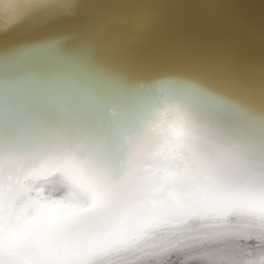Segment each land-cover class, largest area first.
Wrapping results in <instances>:
<instances>
[{
    "label": "bare ground",
    "instance_id": "obj_1",
    "mask_svg": "<svg viewBox=\"0 0 264 264\" xmlns=\"http://www.w3.org/2000/svg\"><path fill=\"white\" fill-rule=\"evenodd\" d=\"M98 1L109 10L127 0H0V121L10 118L17 128L11 145L0 140V154L15 151L0 156V264L5 257L11 264L106 259L109 230L120 225L79 215L90 203L88 186L107 187L98 153L123 159L166 109L188 115L194 140L264 171V0H140L88 17ZM146 71L156 77L149 84ZM39 117L72 142L24 149ZM254 178L225 179L245 186ZM255 207L216 199L206 213L165 216L148 233L180 245L215 233L225 238L211 246L225 248L241 224L237 210ZM169 258L209 264L194 255Z\"/></svg>",
    "mask_w": 264,
    "mask_h": 264
},
{
    "label": "snow or ice",
    "instance_id": "obj_2",
    "mask_svg": "<svg viewBox=\"0 0 264 264\" xmlns=\"http://www.w3.org/2000/svg\"><path fill=\"white\" fill-rule=\"evenodd\" d=\"M4 6L13 10L14 5ZM46 121L47 117L37 119L24 149L39 143L72 142L50 133ZM193 123L179 109H166L129 147L123 159L116 161L105 152L98 153L107 187L101 190L98 184H90V203L79 215L86 219L109 218L120 225L109 230L103 256L122 264H137L144 257L173 255L207 258L209 264H264V171L245 167L226 147L206 139L194 140L190 135ZM16 136L14 120L6 117L0 121V140L11 145ZM205 154H214L215 158L209 159ZM249 172L255 178L248 185L226 182L230 174ZM74 194L75 189L69 193ZM221 198L256 204L251 210H237L241 224L227 235L228 247L211 246L225 238L215 233L188 245L171 239H142L163 217L204 214L208 202ZM209 247L213 250L207 251ZM95 259L89 264H95ZM2 264H9L7 257Z\"/></svg>",
    "mask_w": 264,
    "mask_h": 264
},
{
    "label": "rangeland",
    "instance_id": "obj_3",
    "mask_svg": "<svg viewBox=\"0 0 264 264\" xmlns=\"http://www.w3.org/2000/svg\"><path fill=\"white\" fill-rule=\"evenodd\" d=\"M19 191V190H18ZM13 196V194H11L10 196H9V198H11ZM7 200H9V199H7ZM7 200H5L4 201V204L5 203H7L8 201ZM146 236V237H145ZM148 237H150V238H148ZM155 237V236H154ZM146 238H148V239H151V240H147ZM157 238V237H156ZM142 239H144V241H146V242H152V241H154L153 240V236H152V233H145V235H144V237H142ZM54 250H50V251H47L45 254L47 255V256H50L51 255V258H53L54 257V255L55 254H53L54 252H53ZM14 253H18V252H21V251H13ZM61 254H59V256H60ZM91 255V256H90ZM87 258H85L84 260H81V263H79V264H89V261L90 260H92L93 258H96L95 259V264H102V261H106V264H122V262L121 261H117V260H114L112 257H106V259L105 258H99L96 254H90ZM34 256V255H33ZM58 256V257H59ZM93 257V258H92ZM32 258H34V257H31V262H32V264H36L35 262H37L36 261V259H32ZM99 258V259H98ZM183 258V257H182ZM98 259V260H97ZM34 260V261H33ZM38 261H39V259H37ZM57 260H58V258H57ZM108 260V261H107ZM61 261V260H60ZM61 264H68V262L66 261V260H64V261H62V262H60ZM9 264H11V263H9ZM14 264H17V262L16 263H14ZM137 264H145V263H141V262H137ZM148 264H171L170 263V258L168 259V257H153L152 258V260H151V263H148Z\"/></svg>",
    "mask_w": 264,
    "mask_h": 264
},
{
    "label": "water",
    "instance_id": "obj_4",
    "mask_svg": "<svg viewBox=\"0 0 264 264\" xmlns=\"http://www.w3.org/2000/svg\"><path fill=\"white\" fill-rule=\"evenodd\" d=\"M110 1V0H109ZM140 0H136V1H132V0H127V1H125V2H123L125 5L123 6V7H120V8H118L120 5L118 4L116 7H112L111 5H109V10H108V7L106 6V5H100V4H103V3H99V1L97 2V3H94L92 6H91V11L90 12H88V13H86V14H88V17H90V15H94V16H96L98 19H102V17H104L105 16V14L107 13V12H109V14H113V11L116 9V8H118V9H120L121 11L122 10H125V9H128V7H131V6H133V3H135V5L139 2ZM104 4H106V3H104ZM134 5V6H135ZM136 7V6H135ZM134 8V7H133ZM85 14V13H84ZM88 23H91V22H88ZM207 30H205V31H202V32H200V33H196L195 34V36L196 35H199V34H203L204 32H206ZM201 36H203V37H206L207 35L205 34V35H201ZM147 72V71H146ZM146 72H144V73H146ZM152 72H154V71H151V72H147L146 74H144V76H143V80H146V83L147 84H149V83H151V82H153L154 80H155V76H151L150 75V73H152Z\"/></svg>",
    "mask_w": 264,
    "mask_h": 264
}]
</instances>
